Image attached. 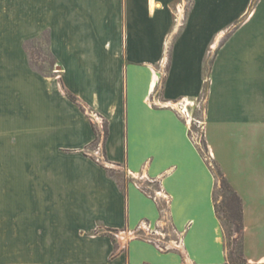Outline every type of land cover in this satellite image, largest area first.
<instances>
[{
	"label": "crops",
	"instance_id": "crops-1",
	"mask_svg": "<svg viewBox=\"0 0 264 264\" xmlns=\"http://www.w3.org/2000/svg\"><path fill=\"white\" fill-rule=\"evenodd\" d=\"M44 35L59 75L31 65ZM204 92L245 257L264 264V0H0V264H228L218 182L178 106Z\"/></svg>",
	"mask_w": 264,
	"mask_h": 264
},
{
	"label": "trees",
	"instance_id": "trees-1",
	"mask_svg": "<svg viewBox=\"0 0 264 264\" xmlns=\"http://www.w3.org/2000/svg\"><path fill=\"white\" fill-rule=\"evenodd\" d=\"M45 38L47 44H49L50 41L49 36H46ZM29 42L32 41H28V43ZM211 64H212V60L208 65V70L206 74L207 78L209 77V70ZM31 65L41 75L46 77L48 76L43 72L42 68H36L32 63V60H31ZM207 87H208V83L206 88ZM65 92L67 97L73 103L77 104L84 113L87 112L86 107L80 102L79 98L76 95L69 92L68 90H65ZM93 128L96 134V139L91 146L97 147L98 143L101 141V138H103L105 143L109 135L108 122L104 121L102 132H100V130L94 124H93ZM190 132L192 134V131ZM198 149L202 154V156L207 161L208 165L213 171L218 182L216 189L214 190V206L217 217L221 221L225 231L226 248L228 252V264H248V260L245 257V251H244L245 223H244L243 200L241 196L237 193V191L234 189V187L231 185V183L228 181V179L226 178L218 162L215 160L211 161L208 158L211 156L205 138L202 140V147L198 145ZM110 175L114 176V173L110 172ZM106 233L112 237L114 243L116 244L113 231L108 230Z\"/></svg>",
	"mask_w": 264,
	"mask_h": 264
},
{
	"label": "rangeland",
	"instance_id": "rangeland-1",
	"mask_svg": "<svg viewBox=\"0 0 264 264\" xmlns=\"http://www.w3.org/2000/svg\"><path fill=\"white\" fill-rule=\"evenodd\" d=\"M191 4L190 2L187 3L186 10L188 11L190 8ZM46 36L44 35L42 38L37 39V40H32V42H27L26 47L27 51L30 56V62L32 60L33 65L36 68H42L43 72L48 75L47 77H51L54 75H59L60 74V66L58 60L52 56V53L49 48V44L46 42ZM168 61H169V50L167 51L166 56L164 57L163 63L166 66H168ZM182 102V101H180ZM179 103V102H178ZM205 105H206V92L200 97V99L197 102L196 107L194 110L189 111L191 117L189 118L192 120L191 124V131H192V136L194 141H198L200 143V146L202 147V140L204 139V132H203V121H204V115H205ZM90 118L93 119L94 125L100 130L104 126V122L102 119H100L96 114L93 113H88ZM88 152L91 153L92 158L95 160H101L102 161V156L101 153L98 154V147L91 146L89 147ZM99 152V151H98ZM211 156V153H210ZM211 161H214V159L211 157H208ZM119 173H116V177L118 178V181L120 183H123L124 181V176L125 173L122 169L117 168ZM115 173V172H114ZM157 186L153 184V186L150 188V190L156 189ZM151 190V191H152Z\"/></svg>",
	"mask_w": 264,
	"mask_h": 264
},
{
	"label": "built area",
	"instance_id": "built-area-1",
	"mask_svg": "<svg viewBox=\"0 0 264 264\" xmlns=\"http://www.w3.org/2000/svg\"><path fill=\"white\" fill-rule=\"evenodd\" d=\"M178 106H179L180 111H181V112H182L187 118H190V117H191V115H190V113H189V111H188L186 105L184 104V102H179V103H178ZM196 144H197V145H200V143H198V141H196ZM97 153L100 154V151H99V152L97 151Z\"/></svg>",
	"mask_w": 264,
	"mask_h": 264
}]
</instances>
